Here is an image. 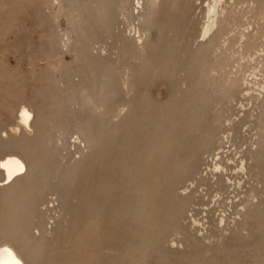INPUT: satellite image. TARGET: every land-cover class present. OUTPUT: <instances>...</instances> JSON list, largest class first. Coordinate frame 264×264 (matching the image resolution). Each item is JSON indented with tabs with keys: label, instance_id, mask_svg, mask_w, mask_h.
I'll return each instance as SVG.
<instances>
[{
	"label": "rangeland",
	"instance_id": "rangeland-1",
	"mask_svg": "<svg viewBox=\"0 0 264 264\" xmlns=\"http://www.w3.org/2000/svg\"><path fill=\"white\" fill-rule=\"evenodd\" d=\"M119 1L0 0V157L36 156L34 179L0 195V243L31 264H264V0H160L149 21ZM221 15L223 66L204 86L202 61L221 57L194 39ZM104 68L105 112L73 105ZM227 74L234 95L218 86ZM117 103L128 112L112 118Z\"/></svg>",
	"mask_w": 264,
	"mask_h": 264
},
{
	"label": "bare ground",
	"instance_id": "bare-ground-1",
	"mask_svg": "<svg viewBox=\"0 0 264 264\" xmlns=\"http://www.w3.org/2000/svg\"><path fill=\"white\" fill-rule=\"evenodd\" d=\"M119 2L121 5V8L123 10L129 9L130 3L128 2V0H120ZM159 3H160V0H148V2L146 3V13H148V15H145V3L144 2H139L137 0L135 4H137L136 7L139 10H141V12L139 11L140 14L144 15L143 17L142 16L141 17L145 19V17L147 16L146 21L147 20L149 21L152 19V18L149 19L151 17V16L149 17V15L153 16V14L155 12L153 10H155V8L159 5ZM57 4H58V9L61 10L64 8L65 0H57ZM138 5H140V6L138 7ZM152 11H153V14H150V13H152ZM140 14H139V16H140ZM144 19H143V21H145ZM228 21H229V18L223 17L222 15H221V17H218L216 19H212L211 22H209L205 27H203V29L201 28L202 29L201 33L199 31L200 34L197 33V36L194 39V43H196L197 47L202 50L201 55H204V56H207V55H209V56L213 55L214 56L215 55L214 57H217L216 55H218L219 58L221 57L220 59L218 58L219 60H217V61L221 60L220 64L217 65V66H219L218 68L214 67V65L209 66L207 64V61H205V60L202 61L203 66H205V67H203V70H201V68H200L201 71H199V73L201 72L200 73L201 75H200L199 79L201 78L200 83H202V85H204V86L208 85V84L205 85L206 83L210 84V82H209L210 79L215 80L216 74L217 73L219 74V72H221L219 70L223 66L222 65L223 64L222 63L223 62L222 61V51L224 49L222 48L223 50L221 49L222 51H219L222 44L219 47V44H218L219 42L218 43H216V42H217V40L221 41L220 38H222L223 34L225 33L223 31V29L227 25ZM230 22H232V21H230ZM142 23L147 24L148 22L147 23L142 22ZM232 23H234V21ZM213 27H215L214 30H212ZM141 29H142V35L135 36L136 39L135 38L132 39L133 42L136 44V47L138 49H142L145 45H147L146 44L147 41L151 38V30H152L151 27L145 25V27L143 26ZM258 32H259V30H258ZM207 35H209L208 38L205 41H202ZM254 37L256 39V35H254ZM254 42H256V41H254ZM220 43H222V42H220ZM225 44H226V42H225ZM223 45H224V43H223ZM223 47H225V46H223ZM133 48H135V47H133ZM137 48L133 49V50L139 51ZM142 50H140L138 54H140V53L142 54V52H143ZM217 64H218V62H217ZM207 65H208V67H206ZM126 66H128V65H126ZM103 70H105V71L103 72ZM103 70H102V73L100 75H99L97 70L94 71L93 81H91L92 82L91 91L90 90H84V88L79 89L78 90L79 97L73 98L74 99V100H72L73 105H79L80 106V105L87 104V105H89V108L90 107H91L90 109L93 108L94 111H96L98 109H99L98 111H102L101 106H103V105L105 106L106 99L108 100L110 98L109 96H111V91L113 92V89L115 88V87L113 88V84L111 83V79H112L111 71H108L107 68L106 69L104 68ZM140 71H144V67ZM130 73H131L130 70L124 69V74H123L121 85L127 92L132 90L131 89L132 85H130L131 84ZM217 76H219V75H217ZM219 78H220V83L218 82L219 83L218 86L221 84L222 88H227L229 93H230V91H233V93L232 92L231 93L234 95V93H235L234 90L236 87L239 86V83H240L237 75H234V76H232L231 74H227V76L220 75ZM221 90H223V89H221ZM224 90H226V89H224ZM103 91L105 93H103ZM232 94L228 95L229 99H231L233 97ZM99 95H105V97L99 96ZM112 95H113V93H112ZM104 98H105V100H104ZM108 102L109 101H107V103ZM120 105L123 106V108L121 110L119 108ZM126 106H127L126 103L125 104L117 103V106L115 107V111H113V113H112L113 114L112 118H114L115 116H120V114L123 112V110H126L128 112V109L125 108ZM103 108H105V107H103ZM106 108H105V110H106ZM102 112H105V111H102ZM34 113H35L34 109H31V108L24 106V105H22L20 107L19 119H20L21 124L26 125L24 127H29V128L32 127V128L37 129V123L38 122H37V118H35ZM226 120L227 119L225 118V121ZM203 125H204V122H203ZM78 129H79V132H81L83 137H86L87 139L90 138V135L92 134L91 131H89L87 129H83V128L81 129L80 127ZM216 131L214 132L212 130V132H214V133H209L207 135V139L211 144L215 143L218 146V144H220V142L222 141L221 140L222 138L221 139L217 138V132ZM56 136H57V138H56L57 141H60V142L64 141L65 142V140H66L65 135H62L59 133V134H56ZM88 141L89 142H86V143H89V145H92L90 143L91 140H88ZM93 142H94V140H93ZM206 145H207V143H206ZM35 158H36V156L33 153H28L26 156V154H24V153L18 154V153H14V152L6 153L0 157V173L2 174V178L0 179V195L1 196L2 195L5 196L6 194H10V193L14 192L15 190H18L23 185H25V184L27 185L28 181L30 179L31 180L34 179L35 175L32 177V171H31L30 164L35 163ZM34 173H35V171H34ZM25 250H26V248L22 244L19 245L18 242H16V240H9V237H7V239L5 238V240L0 243V264H29L31 262V258H29V255L26 254L27 251H26V253L24 252Z\"/></svg>",
	"mask_w": 264,
	"mask_h": 264
}]
</instances>
